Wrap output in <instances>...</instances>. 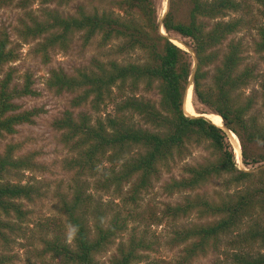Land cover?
Wrapping results in <instances>:
<instances>
[{
	"label": "trees",
	"instance_id": "1",
	"mask_svg": "<svg viewBox=\"0 0 264 264\" xmlns=\"http://www.w3.org/2000/svg\"><path fill=\"white\" fill-rule=\"evenodd\" d=\"M0 1L15 2L25 11L16 30L37 39L36 52L45 57L54 47L68 48L75 35L83 46L97 40L107 56L139 52L134 59L94 57L72 73L50 70L48 88L74 94L71 107L53 121L70 155L65 166L73 182L58 205L59 216L40 223L41 246L29 264H100L97 255L124 233L111 264H152L147 255L152 242L142 228L145 217L135 209L109 217L89 186L137 205L141 193L195 147L203 149L201 161L184 163L162 185L167 195L184 193L183 200L167 204L155 223L171 219V240L184 245L183 261L223 244V259L212 264H264V83L262 111L254 110L257 94L244 95L242 89L259 73L248 63L243 41L229 38L256 26L253 50L264 61V26L256 23L255 14L264 18V0H168L160 22L156 0H86L65 15L42 9V18L27 10L35 1L71 0ZM160 24L191 40L197 59L192 92L223 126L186 112L191 62L184 48L160 32ZM17 59V47L0 28V137L32 123L39 113L16 102L36 93L28 75L22 85L13 83L10 63ZM226 131L239 141V164ZM16 150L8 143L0 153V264L13 262V245L28 233L30 211L22 200L39 194L35 183L8 180L12 172L36 169L34 152L15 155ZM187 215L195 221L175 224Z\"/></svg>",
	"mask_w": 264,
	"mask_h": 264
},
{
	"label": "rangeland",
	"instance_id": "2",
	"mask_svg": "<svg viewBox=\"0 0 264 264\" xmlns=\"http://www.w3.org/2000/svg\"><path fill=\"white\" fill-rule=\"evenodd\" d=\"M86 0H71L68 3H48L41 4L38 1L32 3L28 8L32 12L42 18V9H57L62 14L74 13L78 4L84 3ZM168 0H156L157 14L159 22L168 8ZM86 3H89L87 0ZM92 2L90 5H94ZM96 3L95 5H97ZM101 7L111 8L101 4ZM115 9V8H114ZM256 23L264 26V18L259 17L257 13ZM26 19L25 11L19 8L15 2L3 4L0 1V28L8 31L14 45L18 49V59L10 63L14 69L13 83L22 85L25 81V76H29L32 85L31 88L36 92L33 95H26L17 99V103L21 109L39 108V113L34 117L32 123H22L16 127V131L12 134H3L0 137V153L3 152L5 145L13 143L16 145L15 155H23L28 152H34V162L36 164L35 170H23L20 173H11L8 180L17 181L21 179L22 182L35 183L39 188L38 196L31 200H22L25 207L30 211L29 213V227L26 237L20 238L13 245L14 260L11 264H29L35 261V250L41 246L40 235L43 234L40 223H43L48 218L58 217V205L63 196L69 195L71 189L70 184L73 182V172L66 168L65 160L70 156L66 146L61 139V133L57 130L53 121L62 116L66 109H69L70 99L74 94L67 91L56 92L48 88L46 79L49 76L51 69L62 68L67 73H72L77 67L88 66L91 64L93 58L103 59L105 57L118 58L119 60L125 58H137L138 51L130 54L109 55L108 50H101L97 48V40H92L88 45L83 46L79 40L78 35H75L65 50L58 47L50 49L47 57L41 53L36 52L37 39L24 38L20 36L16 30L20 27V19ZM161 27V24H160ZM256 27V26H255ZM255 27L243 28L229 38L241 39L246 46L245 56L250 64H253L259 77L252 81L247 87L242 89L244 95L257 94V104L254 110H261V93L264 83V61L260 59L259 55L253 50V39L258 37ZM160 31L166 33L167 37L178 39L182 48L188 52L191 62V74L189 83H191L192 91V77L196 68L197 59L192 49V42L189 38L183 37L175 32H166L165 29ZM228 38V39H229ZM224 41L221 47H224L228 42ZM224 49V48H223ZM209 69H212L210 67ZM193 114L199 116L201 112L212 123L219 125V118L217 114L211 113L210 109L204 104L200 103L194 96L193 92L187 102ZM111 105L107 107L111 110ZM262 111V110H261ZM262 116V112H259ZM231 131H226L227 142L231 145L234 151V160L240 163V156L238 151L240 149L239 141L232 138ZM236 137V136H235ZM237 138V137H236ZM237 146V147H236ZM204 155L203 149L200 147L193 148L181 161L177 159V165L173 167V171L168 173L163 171L160 179L154 181L152 186L141 193L140 200L137 205L131 203H124L121 197L111 191L96 190L90 184L88 189L95 201H100L105 212L110 217V213L114 211H123L125 209H135L145 217L142 221V228L146 229L148 239L152 242L151 249L147 250L148 260L152 264H212L217 259H223L225 246L220 245L218 249L211 247L208 251L201 253L187 261H183L185 252L184 245H174L172 242V225L171 219L164 218L161 223H155V219L162 215V211L167 204H175L183 200L184 193H176L174 195H167L162 190L163 183L173 173L177 175L180 167L184 163H194L201 161ZM238 157V158H236ZM126 191V188H125ZM155 215V216H154ZM195 221L193 215H187L177 220L175 224L190 223ZM70 239L72 231L70 228L66 232ZM126 234H120L115 238L102 252L97 255L100 264H111V258L115 254L119 241L125 239Z\"/></svg>",
	"mask_w": 264,
	"mask_h": 264
},
{
	"label": "bare ground",
	"instance_id": "3",
	"mask_svg": "<svg viewBox=\"0 0 264 264\" xmlns=\"http://www.w3.org/2000/svg\"><path fill=\"white\" fill-rule=\"evenodd\" d=\"M162 30H163V29H162ZM170 39H171L174 43H176L177 45L182 46L181 42H180L178 39L173 38V37H170ZM191 93H192V87H191V83H190L189 86H188V88H187V91H186L185 110H186V112H187L188 114H190V115H194V114H193V110L191 109V107L189 106V104H187V102H188V100H189V98H190V96H191ZM230 134L232 135V138L236 141V145H237V138L235 137V134L232 133V132H230ZM238 144H239V143H238ZM236 147H237V146H236ZM236 158H238V157H236Z\"/></svg>",
	"mask_w": 264,
	"mask_h": 264
},
{
	"label": "water",
	"instance_id": "4",
	"mask_svg": "<svg viewBox=\"0 0 264 264\" xmlns=\"http://www.w3.org/2000/svg\"><path fill=\"white\" fill-rule=\"evenodd\" d=\"M160 28H162V29H164L163 28V26H162V24H161V27ZM162 34H166V33H163V31H160ZM169 38V37H168ZM169 40L170 41H172L170 38H169ZM173 42V41H172ZM174 43V42H173ZM174 44H176V43H174ZM177 45V44H176ZM179 46V45H178ZM203 112H201V114H199V116H203V117H205V118H207L204 114H202ZM221 126H223V121H222V125ZM239 155H240V152H239Z\"/></svg>",
	"mask_w": 264,
	"mask_h": 264
}]
</instances>
